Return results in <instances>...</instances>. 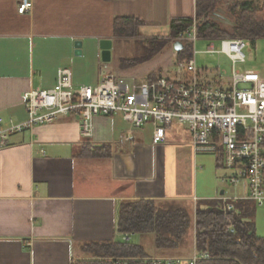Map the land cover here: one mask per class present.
Segmentation results:
<instances>
[{
  "label": "crops",
  "instance_id": "0c3cea01",
  "mask_svg": "<svg viewBox=\"0 0 264 264\" xmlns=\"http://www.w3.org/2000/svg\"><path fill=\"white\" fill-rule=\"evenodd\" d=\"M32 1L33 9L19 15L15 0H0L2 130L10 120H26L23 93L50 90L62 68L70 71L73 90L95 87L104 74L113 75L109 62L102 61L99 43L110 40L112 49L115 19H136L144 24L140 35L172 41L171 20L194 19L200 0ZM214 1L232 6L240 0ZM213 23L220 29L226 25ZM178 54L172 49L173 63ZM80 121L75 115L60 117L8 135L0 147V264H75L89 258L84 250L88 244L139 238L117 231L118 208L125 201L177 202L205 209L212 202L219 204L220 198L246 193L222 182L227 174L218 170V158V166H209L212 180L199 182L206 166L198 164L200 154L193 153L191 138L187 145L169 141L173 126L165 130L164 142L155 145L150 121L133 132L120 113L96 116L88 137L81 133ZM260 214L261 221L254 223L264 238V212ZM151 236L149 253L135 242L149 258L180 259L157 256ZM193 257L192 246L188 260Z\"/></svg>",
  "mask_w": 264,
  "mask_h": 264
},
{
  "label": "built area",
  "instance_id": "2783aa9c",
  "mask_svg": "<svg viewBox=\"0 0 264 264\" xmlns=\"http://www.w3.org/2000/svg\"><path fill=\"white\" fill-rule=\"evenodd\" d=\"M15 1L19 15L33 9L32 0ZM198 39L201 38L193 26L176 40L194 44ZM215 39L222 40L221 50L210 46L206 54H225L232 63L229 76L219 65L198 69L195 52L191 57H175L173 71L133 84L106 73L95 87L73 90L70 71L60 69L58 81L50 90L23 93L27 118L21 123L10 120L8 128H0V147L6 145L8 135L73 115L80 117L81 133L87 137L90 122L96 116L120 113L133 132L150 121L155 145L164 142L167 128L186 125L193 153L217 155L220 168L227 174L222 182L246 190L234 199L220 198L218 206L223 214L234 211L235 201L253 202L264 209V77L236 68L245 62L244 39ZM123 240L128 241V236ZM196 262L197 257H193L186 264ZM154 263L182 264L183 261L154 260Z\"/></svg>",
  "mask_w": 264,
  "mask_h": 264
},
{
  "label": "trees",
  "instance_id": "16d2710c",
  "mask_svg": "<svg viewBox=\"0 0 264 264\" xmlns=\"http://www.w3.org/2000/svg\"><path fill=\"white\" fill-rule=\"evenodd\" d=\"M253 2L245 0L230 6L235 27L229 33L209 19L220 2L197 1L194 19L171 20L168 39L175 41L193 24L201 39L264 38V5L257 7ZM143 26L136 19L117 18L113 22V36L139 37ZM189 51L190 47L184 44L178 56L191 57ZM218 205L212 202L205 209H193L177 202L125 201L118 208L117 231L120 235H153L155 250L162 257L180 258L182 264H186L185 256L192 246L196 264H264V238L256 232L255 208L248 201H235L234 211L223 214ZM84 250L89 258L75 264H155L141 246L131 241L88 244Z\"/></svg>",
  "mask_w": 264,
  "mask_h": 264
},
{
  "label": "rangeland",
  "instance_id": "374dc122",
  "mask_svg": "<svg viewBox=\"0 0 264 264\" xmlns=\"http://www.w3.org/2000/svg\"><path fill=\"white\" fill-rule=\"evenodd\" d=\"M243 1L245 0H240L239 2L241 3ZM253 3L257 7H262L264 5V0H254ZM229 6L230 5H224L225 10L223 12V17L226 16V9L229 8ZM231 28L232 27L229 25H224L222 27V29L229 33L231 32ZM175 41L178 40L175 39ZM175 41H168L163 37H151L145 34H141L139 37L135 38L116 39L112 44L110 61L108 63L111 73L115 77L123 79L128 84H133L139 80H146L144 78L149 74L159 76L166 72L173 71L175 66L171 59V51L173 49V44L171 42ZM245 41L247 45L244 50L245 62L237 64L236 68L242 72H257L260 76L264 77V38H255ZM182 43L183 45L187 44L190 47V56H193V53L195 52L194 60L197 67L211 69L217 68L219 65V67L222 70H225L229 76L232 69V63L225 54H206V50L210 46H213L216 51H220L222 43L221 39H198L194 44H188L187 42ZM174 129H177L179 133L182 131L183 135H176L173 132ZM169 132L171 135L169 138L170 142L183 140V144L187 145L190 141L186 125L179 126L174 124ZM200 155L197 156L198 164L206 167H204V171L201 173L198 180L204 184L212 180L211 169H209V166L212 162L214 165H217L218 162H216L217 155H210L208 157H202ZM218 170L222 173H226L221 168ZM199 185L202 184L199 183ZM250 205L255 208L254 222H260V217H262L260 213L264 212V209L258 208L253 202H250ZM140 237L144 242L140 243ZM151 237V234L139 235V238H133L131 242H138L140 245L142 244L141 246L144 248L145 252L149 253L151 252L152 247L150 241ZM187 252L188 254L185 258H188L191 255V252ZM156 255L162 256V253L159 251L156 252ZM163 255H166V253Z\"/></svg>",
  "mask_w": 264,
  "mask_h": 264
},
{
  "label": "water",
  "instance_id": "95a60500",
  "mask_svg": "<svg viewBox=\"0 0 264 264\" xmlns=\"http://www.w3.org/2000/svg\"><path fill=\"white\" fill-rule=\"evenodd\" d=\"M231 5V3H229ZM224 4H220L215 8V10L209 15V19L211 21H216L221 24L229 25L230 27H235V19L233 15L229 12H227L226 16L223 17L224 12ZM215 17L220 18L221 20H217ZM173 52L178 54L184 49V45L180 41H175L172 45ZM99 48L101 50V58L103 62L108 63L110 61V50H111V41L110 40H102L99 43ZM80 44L76 45V53L77 55L80 54Z\"/></svg>",
  "mask_w": 264,
  "mask_h": 264
}]
</instances>
